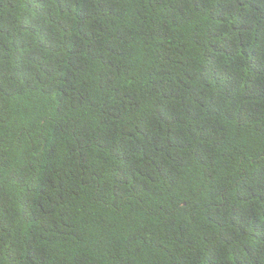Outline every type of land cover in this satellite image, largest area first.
<instances>
[{
  "label": "trees",
  "instance_id": "trees-1",
  "mask_svg": "<svg viewBox=\"0 0 264 264\" xmlns=\"http://www.w3.org/2000/svg\"><path fill=\"white\" fill-rule=\"evenodd\" d=\"M0 264H264V0H0Z\"/></svg>",
  "mask_w": 264,
  "mask_h": 264
}]
</instances>
